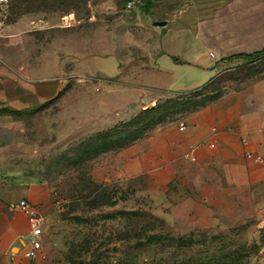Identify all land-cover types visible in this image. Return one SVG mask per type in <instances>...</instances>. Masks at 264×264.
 Masks as SVG:
<instances>
[{
	"label": "rangeland",
	"instance_id": "obj_1",
	"mask_svg": "<svg viewBox=\"0 0 264 264\" xmlns=\"http://www.w3.org/2000/svg\"><path fill=\"white\" fill-rule=\"evenodd\" d=\"M146 1H0V115L14 86L55 82L66 91L24 120L21 146L0 149V176L66 188L53 195L41 227L62 264H254L264 252V206L200 228L166 221L151 200L123 187L113 156L102 154L117 149L106 138H117L123 125L128 145L196 103L264 81V53L228 58L264 47V0H149L145 11ZM183 10L185 29L172 22ZM171 50L175 56L157 58ZM174 62L213 74L169 70ZM138 83L192 89L162 90L148 110L140 99L148 90H125ZM125 100L132 104L121 109L124 118L102 123L101 115L113 117Z\"/></svg>",
	"mask_w": 264,
	"mask_h": 264
},
{
	"label": "crops",
	"instance_id": "obj_2",
	"mask_svg": "<svg viewBox=\"0 0 264 264\" xmlns=\"http://www.w3.org/2000/svg\"><path fill=\"white\" fill-rule=\"evenodd\" d=\"M177 18L180 22L172 21L174 25L185 29V10ZM175 55L176 50H171L157 58ZM171 66L172 71L183 70L185 66L201 71L205 78L213 74L200 64L174 62ZM62 87L55 82L14 86L9 108L0 115V149L21 146L25 140L24 120L64 97L66 91ZM125 88L148 90L140 96L145 109L155 106L162 90L176 94L192 89L169 85L164 89L159 86L143 89L139 83ZM127 104L132 103L125 100L116 105L120 112L113 117L104 112L102 123L124 118L121 109ZM142 108L139 104L135 110ZM70 121L74 122L72 118ZM246 153L259 160L246 157ZM106 154L113 156L115 173L123 187L133 195L151 200L155 213L166 221L200 228L212 222L238 219L248 210L264 206V81L249 91L228 90L196 105L178 119L155 125L130 144L115 151L109 149L102 155ZM65 190L59 181L31 182L0 176V264H62L56 244L42 233L35 256H24L30 248V227L16 204L25 200L45 216L53 205V195ZM254 264H264V252Z\"/></svg>",
	"mask_w": 264,
	"mask_h": 264
},
{
	"label": "built area",
	"instance_id": "obj_3",
	"mask_svg": "<svg viewBox=\"0 0 264 264\" xmlns=\"http://www.w3.org/2000/svg\"><path fill=\"white\" fill-rule=\"evenodd\" d=\"M132 5V2H128L126 7L130 8ZM178 129H182V124H179ZM245 155L251 158L250 154L246 153ZM251 159L255 161L259 160L258 157H253ZM16 206L26 215L30 227V248L24 252V256L33 258L40 246L39 236L41 234L43 216L38 207L33 206L25 200H20Z\"/></svg>",
	"mask_w": 264,
	"mask_h": 264
},
{
	"label": "trees",
	"instance_id": "obj_4",
	"mask_svg": "<svg viewBox=\"0 0 264 264\" xmlns=\"http://www.w3.org/2000/svg\"><path fill=\"white\" fill-rule=\"evenodd\" d=\"M149 4H150V2H149V0H147L146 2H145V4H144V10L145 11H147L148 10V7H149ZM264 53V47H262L261 49H259V50H257V51H253V52H250V53H240V54H236V55H231V56H229L228 58H240V59H246V60H252V59H255V58H257V57H259L260 55H262ZM216 98V97H215ZM208 102V101H207ZM204 103V102H203ZM199 104H202V103H196V104H194L190 109H193L196 105H199ZM156 107V105L154 106V107H152V108H148V110H153L154 108ZM190 109H187L185 112H187V111H189ZM142 111V110H141ZM184 112V113H185ZM163 123H165V122H163ZM159 124H162V123H159ZM156 125H158V124H156ZM154 127V126H153ZM117 129L119 128V127H116ZM125 125H123L122 127H121V129H122V133H120L119 132V130L117 131V134H114V135H116L117 136V138H115V136H113L114 138L113 139H111V137L110 136H107V141H109V140H112L113 142H115V143H113V144H116V147L118 148V147H121V146H124V145H127V142H125ZM141 136H144V135H141V134H139L138 136H136L135 138H133V140L134 139H136V138H139V137H141ZM120 138H121V143H120ZM91 140V138H89V137H87V142H86V144L84 145L85 146V149L86 150H89V149H92L93 147H92V144L91 143H89V141L88 140ZM116 140L118 141V142H116ZM132 140V141H133ZM89 143V144H88ZM109 145V144H108ZM108 145L106 146V147H108ZM82 146V145H81ZM84 146L83 147H80L79 149H80V151L84 148ZM108 150V149H107ZM106 151V150H105Z\"/></svg>",
	"mask_w": 264,
	"mask_h": 264
},
{
	"label": "water",
	"instance_id": "obj_5",
	"mask_svg": "<svg viewBox=\"0 0 264 264\" xmlns=\"http://www.w3.org/2000/svg\"><path fill=\"white\" fill-rule=\"evenodd\" d=\"M165 24V21H153L152 25L154 26H162Z\"/></svg>",
	"mask_w": 264,
	"mask_h": 264
}]
</instances>
